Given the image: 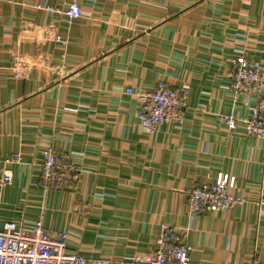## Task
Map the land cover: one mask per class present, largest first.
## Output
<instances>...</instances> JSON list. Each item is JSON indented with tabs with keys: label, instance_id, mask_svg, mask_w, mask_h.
I'll return each instance as SVG.
<instances>
[{
	"label": "crops",
	"instance_id": "obj_1",
	"mask_svg": "<svg viewBox=\"0 0 264 264\" xmlns=\"http://www.w3.org/2000/svg\"><path fill=\"white\" fill-rule=\"evenodd\" d=\"M75 1L67 24L36 5ZM58 21L62 41L36 39L35 26ZM241 50L264 64V0H0V220L68 233L67 252L136 264L152 253L162 223L186 232L192 264L264 261V141L223 116L249 114L254 95L228 87L230 58ZM17 56L35 59L15 77ZM159 81L189 85L184 122L139 126L125 89ZM66 150L81 175L64 189L39 183L45 146ZM219 172L243 196L226 211L187 213V190ZM29 231V228L24 227Z\"/></svg>",
	"mask_w": 264,
	"mask_h": 264
},
{
	"label": "built area",
	"instance_id": "obj_2",
	"mask_svg": "<svg viewBox=\"0 0 264 264\" xmlns=\"http://www.w3.org/2000/svg\"><path fill=\"white\" fill-rule=\"evenodd\" d=\"M50 13L62 18L67 24L83 14L82 7L75 1L64 6H42ZM58 21L50 19L46 24L35 26L39 41L51 39L61 42L57 30ZM38 63L35 59L17 56L11 67L15 76L24 75ZM228 87L235 95H254L255 103L249 114L236 117L223 116L226 129L234 130L242 125L249 135L264 141V64L246 55L241 50L230 58L227 73ZM138 104L139 126L147 133H154L160 125L172 123L181 126L184 122V108L187 104L189 85H174L159 81L153 89L127 88ZM20 153L5 158L0 173V189L12 183V172L8 165L19 163ZM81 171L75 158L66 150L56 151L45 146L41 151L39 183L44 192L64 189L77 182ZM236 178L228 173L219 172L212 183H198L187 190V213L190 219L198 213L226 211L236 203L243 202V196L234 193ZM263 192H260L259 205H264ZM29 228V231L24 230ZM190 227L180 230L176 225L162 223L152 253L131 258L136 264H192L191 247L186 244L185 236ZM68 233L47 228L39 218L30 224L17 221L0 220V264H106L104 258H87L77 252H67ZM207 264H226L224 261H210ZM245 264H264L253 259Z\"/></svg>",
	"mask_w": 264,
	"mask_h": 264
}]
</instances>
